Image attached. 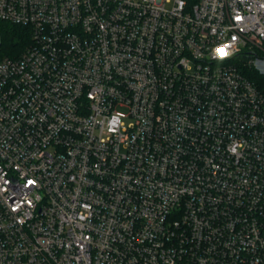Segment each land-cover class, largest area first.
<instances>
[{"label":"built area","instance_id":"obj_1","mask_svg":"<svg viewBox=\"0 0 264 264\" xmlns=\"http://www.w3.org/2000/svg\"><path fill=\"white\" fill-rule=\"evenodd\" d=\"M0 22L31 32L0 58V264H264V0Z\"/></svg>","mask_w":264,"mask_h":264},{"label":"trees","instance_id":"obj_2","mask_svg":"<svg viewBox=\"0 0 264 264\" xmlns=\"http://www.w3.org/2000/svg\"><path fill=\"white\" fill-rule=\"evenodd\" d=\"M0 38L2 41L0 58L6 54L17 57L31 43V32L22 26L0 22Z\"/></svg>","mask_w":264,"mask_h":264},{"label":"snow or ice","instance_id":"obj_3","mask_svg":"<svg viewBox=\"0 0 264 264\" xmlns=\"http://www.w3.org/2000/svg\"><path fill=\"white\" fill-rule=\"evenodd\" d=\"M227 46H222L220 48L216 49L217 55H219L221 58L228 55V52L226 51ZM29 183H32L31 181Z\"/></svg>","mask_w":264,"mask_h":264},{"label":"clouds","instance_id":"obj_4","mask_svg":"<svg viewBox=\"0 0 264 264\" xmlns=\"http://www.w3.org/2000/svg\"><path fill=\"white\" fill-rule=\"evenodd\" d=\"M233 151H235V149H233Z\"/></svg>","mask_w":264,"mask_h":264}]
</instances>
